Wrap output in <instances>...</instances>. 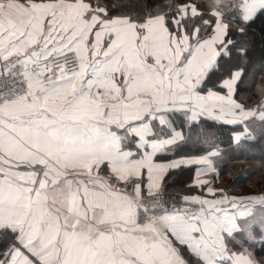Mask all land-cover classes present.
I'll use <instances>...</instances> for the list:
<instances>
[{
    "label": "snow or ice",
    "instance_id": "snow-or-ice-1",
    "mask_svg": "<svg viewBox=\"0 0 264 264\" xmlns=\"http://www.w3.org/2000/svg\"><path fill=\"white\" fill-rule=\"evenodd\" d=\"M261 14L264 0H0V264H264V191L231 193L215 163L221 129L264 139Z\"/></svg>",
    "mask_w": 264,
    "mask_h": 264
},
{
    "label": "trees",
    "instance_id": "trees-1",
    "mask_svg": "<svg viewBox=\"0 0 264 264\" xmlns=\"http://www.w3.org/2000/svg\"><path fill=\"white\" fill-rule=\"evenodd\" d=\"M255 34V43L252 50V58L259 63L261 57H264V44H261V32H264V14H261L255 24L252 26ZM256 94L253 91L250 100H254ZM210 130L215 127L209 122ZM218 138L222 141L220 147L219 163L217 168L220 171V183L227 186L233 194L260 193L264 191V139H258L255 142H245L236 146L231 144L226 130L221 129L218 132ZM199 143L190 141L183 149L188 153L200 152ZM190 167L183 170H177L166 177L165 192L176 194L182 191V186L190 179Z\"/></svg>",
    "mask_w": 264,
    "mask_h": 264
},
{
    "label": "crops",
    "instance_id": "crops-1",
    "mask_svg": "<svg viewBox=\"0 0 264 264\" xmlns=\"http://www.w3.org/2000/svg\"><path fill=\"white\" fill-rule=\"evenodd\" d=\"M219 159H220V156H218V157L216 158V160H215L216 165L219 163V162H218ZM190 172H191L190 179H189L187 182H185V183L183 184V186H182V190H184V191H186V186L191 182V180H192V178H193V176H194V173H195V166L190 167ZM165 193L169 194L168 192H165ZM170 194H172V193H170ZM172 195H175V194H172Z\"/></svg>",
    "mask_w": 264,
    "mask_h": 264
},
{
    "label": "built area",
    "instance_id": "built-area-1",
    "mask_svg": "<svg viewBox=\"0 0 264 264\" xmlns=\"http://www.w3.org/2000/svg\"><path fill=\"white\" fill-rule=\"evenodd\" d=\"M165 198H167L168 196H170V194L164 193ZM172 195V194H171ZM174 196V195H173Z\"/></svg>",
    "mask_w": 264,
    "mask_h": 264
},
{
    "label": "rangeland",
    "instance_id": "rangeland-1",
    "mask_svg": "<svg viewBox=\"0 0 264 264\" xmlns=\"http://www.w3.org/2000/svg\"><path fill=\"white\" fill-rule=\"evenodd\" d=\"M170 194V193H169ZM171 195V194H170Z\"/></svg>",
    "mask_w": 264,
    "mask_h": 264
}]
</instances>
